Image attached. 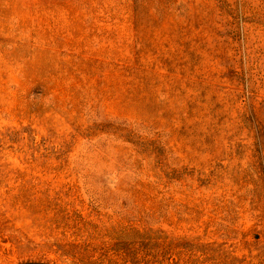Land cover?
Wrapping results in <instances>:
<instances>
[{
  "label": "rangeland",
  "instance_id": "1",
  "mask_svg": "<svg viewBox=\"0 0 264 264\" xmlns=\"http://www.w3.org/2000/svg\"><path fill=\"white\" fill-rule=\"evenodd\" d=\"M0 264H264V0H0Z\"/></svg>",
  "mask_w": 264,
  "mask_h": 264
}]
</instances>
